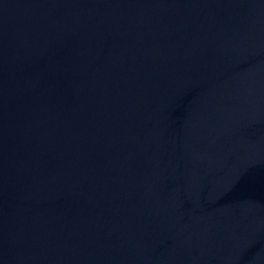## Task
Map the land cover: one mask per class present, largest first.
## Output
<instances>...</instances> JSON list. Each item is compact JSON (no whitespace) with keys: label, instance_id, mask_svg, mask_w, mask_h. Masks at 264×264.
<instances>
[{"label":"water","instance_id":"obj_1","mask_svg":"<svg viewBox=\"0 0 264 264\" xmlns=\"http://www.w3.org/2000/svg\"><path fill=\"white\" fill-rule=\"evenodd\" d=\"M0 264H264V0H0Z\"/></svg>","mask_w":264,"mask_h":264}]
</instances>
